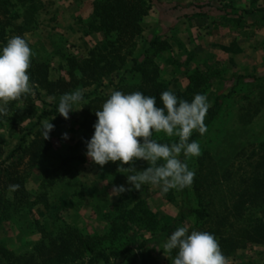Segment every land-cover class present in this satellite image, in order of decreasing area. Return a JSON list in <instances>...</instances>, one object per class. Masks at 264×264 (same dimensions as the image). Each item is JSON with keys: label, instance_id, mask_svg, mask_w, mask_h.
Here are the masks:
<instances>
[{"label": "rangeland", "instance_id": "374dc122", "mask_svg": "<svg viewBox=\"0 0 264 264\" xmlns=\"http://www.w3.org/2000/svg\"><path fill=\"white\" fill-rule=\"evenodd\" d=\"M55 1L35 0L30 4L21 0H0V22L6 41L14 35L23 36L33 53L30 65H44L50 81L68 80L67 57H85L93 48L90 44L105 51L104 41L97 33H90L95 36L87 43L90 34L84 27L88 21L84 12L69 19L70 30L65 31V26L59 24L56 17ZM65 1L70 2L69 5L81 6V11H84V2H91L92 6L95 0ZM29 5L35 8L32 16L35 24L30 26L36 25V29L21 32V19H14V16H22ZM149 7L141 22V33L135 40L134 55L146 51L140 60H151L157 67L158 80L170 90L186 93L191 98L196 93L205 94L210 107L215 99L220 104L209 129L197 140L201 155L187 160L189 169L199 178L206 175L207 167L212 165L218 182L225 169L231 174L229 181L220 185L216 182L218 185L212 186L213 191H218L214 205L219 209V197L226 196L230 189H238L239 177L250 171L248 157L264 140V0H153ZM172 7L175 8L168 10ZM245 11L250 13L245 14ZM152 41L154 44L150 47ZM130 68L129 59L121 70L104 80L103 86L97 89L94 86L78 89L76 86L73 91H82L83 94L95 91V97H107L122 79L123 85L140 82L139 74L127 73ZM28 96L29 101L23 97L10 101L6 114L0 116V162L7 160L9 155H21V147H26L38 129L34 126L38 117L51 111L60 98L58 95L50 96L38 87H33ZM49 97L55 99L50 100ZM87 102L82 101L78 106L81 109L70 113L67 120L58 114L41 120V124L48 120L54 125L49 133L51 148L37 165L27 170L29 176L24 184L28 195L26 201L20 203V197H14L12 191L4 192L11 205L7 216L5 211L0 214L1 245L23 251L24 243L38 237L29 230L33 221L50 232L64 224L81 234L102 236L110 227V215H120V210L115 211L120 196L109 194L113 186L123 185L126 189L131 186L126 183L128 173L117 171L119 162H109L101 168L85 156L82 164L70 163L67 168L50 173L60 165L61 158L71 153L70 149L80 139L82 130L79 123ZM65 133L67 139L63 138ZM152 139L172 141L175 137H167L161 132L153 133ZM27 161L28 157H25L24 162ZM131 166L136 171H143L148 164L137 160ZM123 167L126 169L129 165ZM47 177L53 185L46 188ZM42 185L45 188L42 189ZM192 186L188 187L189 192H192ZM43 193H46V201L38 202ZM179 194L180 191L172 189L161 195L158 187L145 184L140 191H127L121 202L129 209L142 201L155 219L163 224L170 222L178 213ZM139 230L130 224L118 237L134 243L147 237V232ZM145 254L158 264H171L163 243L138 252L137 256L140 258ZM227 259L228 264H263L264 244L249 243Z\"/></svg>", "mask_w": 264, "mask_h": 264}, {"label": "trees", "instance_id": "16d2710c", "mask_svg": "<svg viewBox=\"0 0 264 264\" xmlns=\"http://www.w3.org/2000/svg\"><path fill=\"white\" fill-rule=\"evenodd\" d=\"M21 1L30 4L35 2V0ZM151 3L153 0H95L90 10L84 15L88 18L84 27L88 30L87 34L97 33L101 35L105 51H102L99 46H95L88 51L85 57H67L68 80L60 78L56 81H50L47 78L46 67L41 63H32L28 69L32 86L38 87L50 96L70 93L76 86L78 89H86L92 86L97 89L103 86L106 78L121 70L130 59L131 68L127 73L130 75L139 74L140 82L134 85H123L122 79L119 84L115 85V90L124 93L141 91L145 95L155 96L159 106L160 93L170 89L165 83L158 80L157 67L153 65L151 60H140L146 51L140 55H134L135 40L141 33V22L147 15ZM174 8H168V10ZM34 9V5H29L22 16H14V19H21L22 23L19 27L21 32L36 29V25L30 26L31 23L35 24L32 19ZM244 13L249 14L250 12L245 11ZM2 29L0 22V42L3 45L7 41ZM153 44L154 41L150 43V47ZM173 92L181 99L191 100V97L187 96L186 93ZM22 97L29 101L28 95ZM107 98L108 96L95 97V91L83 94V101L88 100V102L85 108L83 107L79 123L82 135L70 149L71 153L61 158L60 165L52 169L50 173H56L60 168H67L70 163L82 164L84 162L85 142L91 138L92 126L96 121L94 111L99 110ZM219 105L218 99H215L207 112L204 121L207 130L218 112ZM57 107L58 104L53 105L51 111L43 112L38 117L36 125H34L38 129L26 147H21L19 157H14L12 154L7 160L0 162V214L5 211L6 216L8 215L7 211L11 204L5 199L4 192L12 191L9 189L10 185H18V188L12 192L14 197H20V203L28 199L24 189L25 181L29 176L27 170L37 165L51 148L50 139L43 140L41 135V120L57 116ZM200 137L198 133L194 132L190 139L198 140ZM175 140L176 138L172 141L158 142L168 143ZM25 157H28L27 163L24 162ZM254 157L256 159L252 161ZM181 159L184 158L181 157ZM187 160L188 158L185 162L188 164ZM247 160L250 171L244 177H239L237 190L230 189L227 197H219L221 202L219 209H215L214 205L218 191H213L212 186L216 182L220 185L221 182L229 181L231 174L225 169L222 171L221 180L218 182L215 180L217 175L214 165H212V167H207V174L202 178L197 177V175L194 177L192 192H189V188L180 191V208L176 216L168 223L158 222L142 201L127 209L121 202L126 191L120 195L116 202L115 211L120 210V215H110V227L106 234L91 237L64 224L57 226L55 232H50L47 228L39 225L37 221H33L31 223L32 229L29 230L33 235L38 234L36 240L28 241L27 244L24 243L25 249L23 251L0 244L2 264H115V262L121 264H158L149 254L141 255L139 258L137 253L164 243L167 236L177 226L189 227L188 223L190 230L207 231L213 234L226 257L249 243L264 244V140L258 145L256 152L252 153ZM63 178L64 176L58 180L62 181ZM46 180L47 183L44 184L46 188L53 185V182L49 181V177ZM45 187L42 185V189ZM45 195L46 193L40 195L38 202H45ZM168 200L171 198L168 197ZM227 200L229 203H226ZM130 224L147 232V237L134 241V243H130L126 239L121 240L118 236L122 235ZM167 253L172 264V257L175 252Z\"/></svg>", "mask_w": 264, "mask_h": 264}, {"label": "clouds", "instance_id": "9594fccd", "mask_svg": "<svg viewBox=\"0 0 264 264\" xmlns=\"http://www.w3.org/2000/svg\"><path fill=\"white\" fill-rule=\"evenodd\" d=\"M32 55L27 40L20 35L11 36L0 45V116L6 114L10 101L31 94L33 86L28 69ZM82 101V91L64 93L59 98L58 115L67 120L70 113L81 109L78 106ZM209 108L207 96L200 93L185 100L165 90L159 95L158 106L157 97L141 91L112 90L100 109L94 111L96 121L91 138L85 142V156L101 168L109 162H119L117 171L128 173L126 183L131 187L113 186L110 196L140 191L145 184L158 187L161 195L172 189L182 191L192 185L195 177L186 159L201 155L199 142L190 138L194 132L200 136L207 132L204 121ZM53 129L50 121L42 122L43 140L49 139ZM161 132L176 140L160 143L152 139L153 133ZM63 138L67 139L66 133ZM137 160L147 162L148 167L136 171L131 164ZM123 165L129 167L125 169ZM16 188L18 185L9 186L12 191ZM163 248L175 252L172 264H228L213 234L190 230L187 226H177L164 240Z\"/></svg>", "mask_w": 264, "mask_h": 264}, {"label": "crops", "instance_id": "0c3cea01", "mask_svg": "<svg viewBox=\"0 0 264 264\" xmlns=\"http://www.w3.org/2000/svg\"><path fill=\"white\" fill-rule=\"evenodd\" d=\"M68 2V1H67ZM65 0H57L55 1V14H56V17L59 18V24H61L62 26H65L63 28H65L66 30L65 31H69L70 28H69V19H71L72 17H78L80 16L81 14H86L90 8H91V2L87 3V1H85L84 3V11H81V6L79 5H76L75 3L72 4V5H69L70 2L67 3ZM67 21V22H66ZM93 36H95V34H90L89 35V38L86 39L87 40V43H89L90 39L93 38ZM98 36V35H96ZM87 43H84V44H87ZM91 43V42H90ZM96 44H98L96 42ZM91 47H94L90 44ZM90 47V48H91Z\"/></svg>", "mask_w": 264, "mask_h": 264}]
</instances>
